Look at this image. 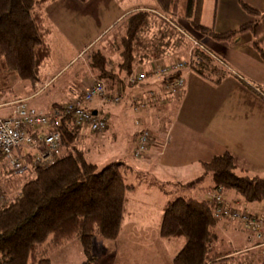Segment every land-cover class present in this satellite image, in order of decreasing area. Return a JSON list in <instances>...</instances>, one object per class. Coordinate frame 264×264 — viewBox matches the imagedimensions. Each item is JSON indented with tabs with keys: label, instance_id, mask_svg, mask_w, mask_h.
Returning <instances> with one entry per match:
<instances>
[{
	"label": "trees",
	"instance_id": "trees-1",
	"mask_svg": "<svg viewBox=\"0 0 264 264\" xmlns=\"http://www.w3.org/2000/svg\"><path fill=\"white\" fill-rule=\"evenodd\" d=\"M57 1L0 0V72L16 74L20 79L30 82L36 92L42 86L37 87L35 84L43 82L44 69L51 60L50 28L45 8ZM74 1L79 6L89 2ZM118 1L122 4V0ZM123 1L134 7L101 37L100 45L94 43L85 51L86 61L94 70L95 79L104 82L107 92L122 90L120 102L126 87H141L145 81L152 79L153 76L149 75L142 82L129 81L132 73H138L135 70L139 65L167 62L180 47L189 44L188 38L179 30V19L198 34L228 45L236 44L241 34L249 33L252 48L264 60L261 40L264 12L247 3L241 2L240 6L253 17L251 21L234 30L216 32L211 25H204L200 21L202 0H153L154 6L151 7L135 6L141 0ZM117 27L120 31L115 33ZM106 42L115 55L113 59L103 46ZM192 55L196 60L191 61L188 69L215 83L226 74L224 63L217 61L208 49L194 47ZM149 72L150 69L143 73ZM168 78L158 81L159 93H164V96L167 93L163 85ZM147 92L153 93L151 97L148 96L152 103L166 101L164 96L153 90ZM82 94L77 98H81ZM134 95L130 98L132 109L138 104L132 101ZM61 104H54L50 108ZM140 109L143 108L134 109V112ZM99 117L106 122L101 132H92L87 127L76 125L73 117H66L60 126V154L50 165L27 172L29 178L22 183L19 192L0 207V264H51L50 252L68 241H77L91 258L95 236L109 241L116 239L125 214L127 193L142 182L141 176L145 173L120 160L110 161L100 169L87 160L90 146L94 144L93 137L104 132L108 126L106 118ZM135 126L140 128L134 150L142 131L149 134L150 141L152 139V133L146 125L136 121ZM81 129H87L92 135L82 133ZM150 141L144 153L134 155L136 158L142 160ZM3 167H7L8 171L9 167L0 155L1 170ZM201 167V177L188 182L185 185L187 188L209 175L211 186L206 189L207 193L217 188L233 190L245 203L264 204V177L247 174L245 162L236 154L226 151L210 161L202 162ZM131 176L135 182H128ZM171 187L172 191L179 190L176 185ZM164 193L169 198L162 210L159 234L166 240H182L172 264H241L242 260L239 261L238 256H230L231 252L221 253L214 248L218 234L217 220L212 216L215 206L212 200L208 197L197 199L194 195L172 196L166 190ZM233 257L235 259L231 260ZM250 261L245 256L242 263Z\"/></svg>",
	"mask_w": 264,
	"mask_h": 264
},
{
	"label": "crops",
	"instance_id": "crops-1",
	"mask_svg": "<svg viewBox=\"0 0 264 264\" xmlns=\"http://www.w3.org/2000/svg\"><path fill=\"white\" fill-rule=\"evenodd\" d=\"M151 2L154 6V1ZM241 2L264 12V0H213V13L207 26L211 25L216 32H226L251 21L253 17L241 8ZM132 7L131 3L123 0L122 4L118 0H89L85 6H79L74 0H58L45 8L50 28L49 40L51 36L59 38L81 57L87 48L114 28ZM203 9L204 0L200 21ZM195 38L203 43L217 61L224 63L227 71L219 82L210 81L192 69H185L182 71L185 86L178 96L159 93L160 78L152 77L141 87H126V100L107 107L108 110L104 109V102L99 99L85 104L94 114L105 117L107 121L105 133L96 135L95 139H105L108 134L114 137L116 131H128L127 135L134 141V146L138 132L134 127L136 121L152 129L150 145L142 160L137 161L138 166L126 161L135 170L145 173L144 176L149 179L142 180L127 193L119 234L122 230L121 234H130L126 230L133 233H153L162 244H173L177 252L181 245L179 241L166 240L159 234L162 210L169 198L161 188L160 181L177 187L185 186L201 177L202 162L210 161L226 151L236 154L245 162L247 174L264 177V60L252 48L249 33L241 34L234 45L215 42L202 35ZM261 40L264 46V33ZM186 56L180 59H185ZM151 66L152 62L139 65L135 71L145 72ZM44 71L43 82L35 84L37 87L42 86L39 91L46 88L52 80L46 78L47 68ZM89 74V77L93 76L91 71ZM251 85L258 87L263 96L255 92ZM30 86L32 93H25L16 100H35L34 95L38 91ZM148 90L164 96L166 101L152 103L148 100ZM82 92L83 87L79 94L61 103L79 97ZM134 94L141 95L148 103L138 112L133 110L130 113L127 110H132L130 98ZM54 104L59 103H42L37 100L30 105L47 111ZM114 160L123 161L117 156ZM201 180L195 182L192 189L202 194L201 198H207L210 192L207 193L206 189L211 186V179L205 186H200ZM128 182L135 180L131 176ZM230 191H223V198L230 206L252 215L264 213L263 203H245L234 191ZM216 229V251L231 252L230 256L234 257L247 256L251 260L247 264H264V256L261 257L260 254L264 253V244L249 241L245 230L237 222L222 219L216 221ZM174 256L175 254L169 257L170 264ZM258 257L261 258L258 260Z\"/></svg>",
	"mask_w": 264,
	"mask_h": 264
},
{
	"label": "rangeland",
	"instance_id": "rangeland-1",
	"mask_svg": "<svg viewBox=\"0 0 264 264\" xmlns=\"http://www.w3.org/2000/svg\"><path fill=\"white\" fill-rule=\"evenodd\" d=\"M213 0H204L203 15L201 17V23L209 24L212 13H213ZM152 5L151 0H141L136 3L135 6H150ZM178 24L184 31H187L195 37H199L200 34L192 30L188 24L182 20H177ZM120 31L117 27L114 32L118 33ZM99 39L96 43L100 45ZM200 42L199 40H197ZM185 44L180 47L175 53L176 59H180L182 56H186L187 49L191 46ZM203 44L202 42H200ZM49 44L51 47V60L47 67V79H52L50 84L41 91H38L34 95L35 100H23L27 106H31V102L40 100L42 103L49 102H61L66 101L67 98H73L79 94L80 90L85 89V84L96 78L94 70H92L86 61V53H82L81 57L72 51L67 45H65L59 38L50 37ZM105 49L107 48V53L113 59L115 55L109 48L108 42L103 45ZM90 48V47H89ZM87 48L86 50H88ZM85 50V51H86ZM92 72L93 76L89 77V72ZM108 87V82L105 81ZM88 84V83H87ZM25 93H32L30 82L20 79L16 74H9L7 72H0V117H6L11 114L10 111L14 106V102L18 97L23 96ZM126 93L122 99L125 98ZM125 98V99H124ZM96 100V99H94ZM100 100V99H99ZM109 102H104V109L108 110L107 107L118 105ZM33 107V106H31ZM118 107V106H117ZM134 109H128V112H132ZM132 115V114H130ZM139 129V126H134ZM152 130V129H150ZM82 133H87L92 135L87 129H81ZM128 131L114 132V137L110 134L106 136L105 139H95L96 135L93 137L94 144L90 146L89 153H87V160L97 165L100 169L106 163L113 161L115 156L121 158L124 162L128 161L131 164L137 165L141 158H136L134 156L133 140L127 135ZM104 132L100 134H104ZM100 134L98 136H100ZM83 141L85 139L82 138ZM87 141V140H86ZM7 168V167H6ZM5 167L1 170L0 168V189L4 192V203H7L12 197H14L20 190L22 183L29 178L28 173L23 175H15L6 170ZM237 173H240L237 171ZM242 174V173H241ZM141 179H149L146 176H141ZM210 176L206 175L205 178L201 180L200 186H205L209 183ZM159 184L161 188L170 192L172 196H182V195H194L195 198L200 199L202 194L197 193L192 189V187L187 188V186H180L178 191H172V184L160 181ZM230 192H233L231 190ZM176 193V194H175ZM123 231V230H122ZM118 234V240H105L99 236L93 238V244L91 247V253L87 256L77 241H68L63 246L54 249L49 254L51 264H168L169 257L177 253L174 245L166 246L158 239L157 235L153 233H133L126 230L130 234L122 233ZM182 245V240L179 241ZM178 246V250L181 248ZM261 257L264 253H260ZM239 261H244L243 256H238ZM258 257L257 259L259 260ZM264 258V257H263ZM233 257L231 260H234ZM238 261V259H237ZM241 261V264H243ZM246 263V262H244ZM170 264V263H169Z\"/></svg>",
	"mask_w": 264,
	"mask_h": 264
},
{
	"label": "built area",
	"instance_id": "built-area-1",
	"mask_svg": "<svg viewBox=\"0 0 264 264\" xmlns=\"http://www.w3.org/2000/svg\"><path fill=\"white\" fill-rule=\"evenodd\" d=\"M179 30L190 41L191 46L187 51L188 59L171 57L167 62L152 64L149 74L132 73L129 77L130 82H142L149 75L158 78L170 77L163 85L164 91L171 96L180 94L185 86V79L181 73L190 67L191 61L196 60L192 55V49L194 47L205 49V47L180 25ZM253 89L261 94L258 87L255 86ZM152 95L153 93H148L149 97ZM121 98V89L109 93L104 82L92 79L86 85L81 98L52 107L47 111L29 107L23 100H16L11 114L0 117V155L15 175H23L32 169L48 166L62 149L60 126L66 117H73L78 126L87 127L92 132H101L106 125L105 119L86 108L85 103L100 99L117 104ZM142 98L141 95L132 97L133 102H138L134 109L146 107L148 102ZM149 141V134L142 131L138 136L134 155L139 156L144 153ZM4 196V192L0 189V207L4 204ZM208 199L215 204L212 209L214 219L237 222L245 230L249 241L264 244V213L252 215L235 209L225 202L221 188L212 190Z\"/></svg>",
	"mask_w": 264,
	"mask_h": 264
}]
</instances>
